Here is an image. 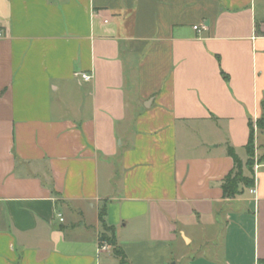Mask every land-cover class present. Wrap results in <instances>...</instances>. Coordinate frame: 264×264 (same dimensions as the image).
Listing matches in <instances>:
<instances>
[{"label":"crops","instance_id":"1","mask_svg":"<svg viewBox=\"0 0 264 264\" xmlns=\"http://www.w3.org/2000/svg\"><path fill=\"white\" fill-rule=\"evenodd\" d=\"M0 25V264H120L104 208L130 264L264 259V168L222 191L228 147L264 150V0H0Z\"/></svg>","mask_w":264,"mask_h":264},{"label":"trees","instance_id":"2","mask_svg":"<svg viewBox=\"0 0 264 264\" xmlns=\"http://www.w3.org/2000/svg\"><path fill=\"white\" fill-rule=\"evenodd\" d=\"M257 126H259L261 130H263L264 129V119L258 121ZM254 146H255V138H254V131L252 130L248 144L246 146L247 156L250 158H253ZM228 155L234 161V169L224 180L222 184V191H223V196L225 198L232 199L242 192L241 187L250 189L254 186V180H253L254 173L253 171H250L252 177H250V179L247 182H245L243 179V172H244L243 162L239 159L235 150L232 147H228ZM106 213H107L106 208L101 209L99 213V220L104 227H107L105 223ZM109 229L111 230V232L113 231L111 228ZM113 239H114V245L117 249V253H114V254L119 259L120 264H130L124 251L120 247L117 246V242H116L114 235H113ZM258 264H264V259L259 260Z\"/></svg>","mask_w":264,"mask_h":264},{"label":"rangeland","instance_id":"3","mask_svg":"<svg viewBox=\"0 0 264 264\" xmlns=\"http://www.w3.org/2000/svg\"><path fill=\"white\" fill-rule=\"evenodd\" d=\"M257 127H258V130L260 131L261 129L259 128V126ZM262 162H264V150L257 149V147L254 146L253 158L247 157V161L244 164L243 179L245 182H247L250 179V177H252L250 171H253L254 173L256 164L262 163ZM99 239L102 243V246L109 248L113 253H117V249L114 245L113 235L109 228L107 227L102 228V232L100 233ZM172 264H178V263L173 261ZM179 264H186V261L181 262Z\"/></svg>","mask_w":264,"mask_h":264},{"label":"built area","instance_id":"4","mask_svg":"<svg viewBox=\"0 0 264 264\" xmlns=\"http://www.w3.org/2000/svg\"><path fill=\"white\" fill-rule=\"evenodd\" d=\"M194 29H195L196 31H199V27H198V26L194 27ZM4 35H5L4 30L2 29V27H1V25H0V38H2ZM80 77H81V79H82L84 82H91V81H92V76H91L90 74H86V73H84V74H80ZM262 168H264V162H262V163H257L256 166H255V172H254V174H257L258 171H259L260 169H262ZM250 193H251V194H256V189L251 188V189H250Z\"/></svg>","mask_w":264,"mask_h":264}]
</instances>
